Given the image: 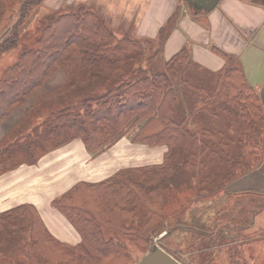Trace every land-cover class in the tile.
<instances>
[{"label": "trees", "instance_id": "1", "mask_svg": "<svg viewBox=\"0 0 264 264\" xmlns=\"http://www.w3.org/2000/svg\"><path fill=\"white\" fill-rule=\"evenodd\" d=\"M42 1L0 0V33L4 32L0 52L16 48L23 20L31 7ZM15 4H19L21 12L13 22ZM76 9L54 17L43 27L35 46H21L16 62L1 73L0 120L15 107H23L33 90L54 69L69 64L74 54L78 55L81 79L76 86L87 90L57 97L42 115L32 111L40 97L31 100L14 128L22 117L31 114L34 118L23 119L22 124L29 122L28 127H32L19 145L16 144L21 137L14 141L10 137L5 139L8 144L0 148V174L16 166L19 158L36 162L44 153L45 144L53 149L79 139L88 152L95 154L118 141L132 127H136L132 142L149 147L165 145L167 151L163 162L153 170L143 168L131 174H117L113 180L94 186L79 184L53 202L79 233L81 242L76 246L54 239L31 205L1 213L0 264H125L129 261L125 240L147 247L149 235L168 231L163 226L169 200L167 189L185 187L196 191L195 196L202 191L220 190L261 162L262 109L256 92L244 83L231 57L223 58L225 64L213 88L195 86L193 103L182 115L173 84L177 79L184 81L188 50L178 51L157 68L147 55L151 41L118 36L96 13L82 7ZM61 22L68 23L66 34L57 31ZM97 88L104 95L92 90ZM106 100L113 102H103ZM53 105L56 108L50 110ZM209 114L233 116L234 121L223 128L200 127V117ZM127 180L129 185L125 186L123 181ZM117 186L121 195L114 197L109 209L112 213H125L129 201L137 202L142 227L132 213L133 208L124 218V228L105 233L87 207H91L92 198L96 202L97 191L112 193ZM107 205L101 203L98 208L103 210ZM247 226L237 223L234 229L243 231ZM222 233L228 234L225 228ZM228 253L229 264H242L237 253L231 249Z\"/></svg>", "mask_w": 264, "mask_h": 264}, {"label": "crops", "instance_id": "2", "mask_svg": "<svg viewBox=\"0 0 264 264\" xmlns=\"http://www.w3.org/2000/svg\"><path fill=\"white\" fill-rule=\"evenodd\" d=\"M94 1L104 4L102 7L106 10V23L112 26L114 33L120 32V35H127L131 40L162 41L163 63L178 51L188 50L189 65L183 71L184 81L177 79L173 84L178 96L176 104L183 106L184 112L193 103L195 86L203 89L215 86L216 77L225 64L223 58L228 56L232 58L234 67L241 72L244 83L256 92L264 120V0H219L213 10L200 12L201 14L192 12L196 6L194 1L191 7L184 0H43L42 3L58 11ZM29 100L32 98H28L24 107L28 106ZM42 101L45 98H40V105ZM51 104L52 102L46 103L48 106ZM40 110L38 115L43 114ZM43 112L46 114L48 109L43 107ZM12 115L10 113L0 120V148L6 147L3 143L21 117L20 115L16 124L12 125L6 122ZM33 118L31 114L28 118L22 117V121ZM200 118V127H224L211 125L212 122L224 120V116L220 114ZM20 124L18 126H21L20 129L24 128L23 131L16 130L15 138L10 137L13 141L21 137L16 145L20 144L32 127L30 125L28 128L29 122ZM191 126L196 124L191 123ZM261 148L262 158L258 166L220 189V196L230 194L231 198L239 199L241 204L248 195L264 193V123ZM166 151L165 145L149 147L123 136L104 150L93 154L85 149L79 139L71 140L58 148L45 151L36 162L20 160L16 162V166L0 174V214L20 205H31L54 239L76 246L81 242L79 233L53 206V202L79 184L94 186L113 180L117 174H131L143 168L153 170L163 162ZM193 185H196V181ZM181 191L188 195L185 201L190 200L193 195L194 199L197 197L196 191L192 192V189L183 187ZM171 192V189H167L168 199ZM107 210L112 213L111 209ZM124 212L127 214L129 209ZM113 214L122 215L115 212ZM175 223L176 221L173 222ZM126 224L127 221H124L123 225ZM226 227V224L222 225V228ZM103 232L110 231L103 229ZM241 233L248 237L255 235L256 239L264 236V206L251 225Z\"/></svg>", "mask_w": 264, "mask_h": 264}, {"label": "rangeland", "instance_id": "3", "mask_svg": "<svg viewBox=\"0 0 264 264\" xmlns=\"http://www.w3.org/2000/svg\"><path fill=\"white\" fill-rule=\"evenodd\" d=\"M188 1L189 0H184L186 5ZM101 4L102 3L97 4V2L94 1L87 4L88 6L81 5L78 7L96 13L106 23L107 19L104 17V11L106 10L102 7L104 4ZM14 6V14L12 16L13 22L19 19L21 12L20 9L17 8L19 4H15ZM78 7L64 8L55 11L50 9L47 4L41 2L38 3L37 6L35 5L31 7L28 16L23 20L21 26L22 29L20 28L21 35L16 48L0 52V75L7 67L12 66L16 62L21 46H35L34 41L40 36L43 27H45L54 17L65 15V13L71 14L76 11V8ZM211 10H213V8L210 10L195 8L192 12L194 14H201L200 12H209ZM106 25L114 31L109 23H106ZM67 26V22H61L57 25V31H64L66 34V30L68 29ZM113 26L117 28L120 27L119 25ZM119 33L120 32L117 34L118 36H120ZM3 35L4 32L0 33V41L3 38ZM59 37L61 38L62 36L60 35ZM162 45V41H151V50L147 52V55L153 60L152 65L154 64L157 68L162 66L161 63L164 64L162 61L163 57L161 56ZM77 57V54H74L73 57L71 56L70 61L68 62L69 64L54 69L49 76L44 79L41 85L33 90L30 94L32 101L34 97L37 96L45 98V101H42L43 103L41 105L39 103L40 98H37L36 103H38L39 106H34L36 108L32 110L33 112H39L41 109L40 111L44 113L43 107H47L46 103H54L57 100V97L65 95L68 92L87 90L86 88H79L80 85H78L79 87L76 86V84L81 81L78 77L80 69L77 67ZM92 90L96 91L98 95H104L100 88ZM72 94L74 93H70V95ZM29 102H31V100H29ZM103 102L112 104L113 101L106 100ZM118 106L119 104L115 107ZM25 108L24 105L21 108L20 106L15 107L14 110L10 112L13 113V115L8 118V121L6 122L13 125ZM55 108L56 107L53 105L50 110ZM179 109L180 111L178 112L184 115L183 106H179ZM230 119L233 120V116H225L223 121L212 122L211 125H213V127L225 126L230 122ZM22 123L23 121L21 124ZM20 127L21 126H18L16 129H13L9 137L15 138L17 134L16 130L23 131L24 128L20 129ZM135 132L136 127H132L128 129L123 136L131 138ZM7 144V141H4L3 145ZM43 149V152H45L52 149V147L51 145L48 146L45 144ZM25 157L28 158V156ZM19 159L21 161L24 160L23 158ZM123 182H125V186L129 185L128 180ZM173 188L174 189L169 196L171 199L169 198V201H167L165 205L166 220L164 221L163 226L169 228L168 231L162 230V233L149 235L148 241L150 240V243L148 242L147 247L144 245H137L132 243V241H128V243L126 240H122L127 245V251L129 254V261L125 264H138L147 253L156 248L163 249L182 264H229L230 257L228 252L230 249L237 253V258L242 264H264V236L256 239L255 235L248 237V235H243V233H241L242 230L236 231L234 229V225L237 223L246 226L251 225L255 217L258 215L260 208L264 206V193L248 195L243 198L246 201L239 204V199L231 198L230 194H225L224 197L220 196V190L199 195L195 199L192 197L190 200L185 201V198L188 195H185V193L181 191V187L173 186ZM118 189H120V187L117 186L112 193H100L97 191L95 194V196H97L96 202L92 198V201L89 203L91 207H87L95 221L103 225L104 230L107 229V231L119 230V227L121 226L124 228V218L128 217L125 213L118 216L107 210L111 207V204L113 205L114 197H119L121 195V193L119 194L117 191ZM224 198L227 200L224 201ZM101 203L108 205L103 210H99L98 206L101 205ZM128 206L129 210H132L133 208L135 209L132 213L137 222L141 223L142 227V215L139 211L140 206L134 201H129ZM174 221H176L175 224H173ZM154 223H157V221L151 224ZM184 224L186 226H184ZM223 224H227L225 231H227L228 234L226 235L222 233ZM107 235L108 234H105V236Z\"/></svg>", "mask_w": 264, "mask_h": 264}, {"label": "water", "instance_id": "4", "mask_svg": "<svg viewBox=\"0 0 264 264\" xmlns=\"http://www.w3.org/2000/svg\"><path fill=\"white\" fill-rule=\"evenodd\" d=\"M193 1L196 6L194 8H198L201 10H210L214 8L219 0H189L188 5L193 6ZM138 264H182L178 260H176L173 256L168 254L161 248H156L149 253H147L144 258Z\"/></svg>", "mask_w": 264, "mask_h": 264}]
</instances>
